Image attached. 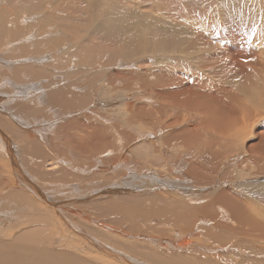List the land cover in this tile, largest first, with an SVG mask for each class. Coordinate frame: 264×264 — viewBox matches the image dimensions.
Returning a JSON list of instances; mask_svg holds the SVG:
<instances>
[{"label":"bare ground","instance_id":"1","mask_svg":"<svg viewBox=\"0 0 264 264\" xmlns=\"http://www.w3.org/2000/svg\"><path fill=\"white\" fill-rule=\"evenodd\" d=\"M0 264H264V0H0Z\"/></svg>","mask_w":264,"mask_h":264}]
</instances>
